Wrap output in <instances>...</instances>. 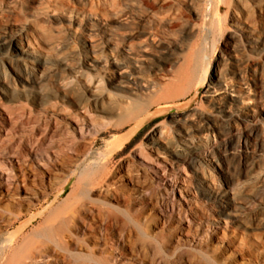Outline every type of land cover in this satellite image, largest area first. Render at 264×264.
Wrapping results in <instances>:
<instances>
[{"label":"bare ground","instance_id":"bare-ground-1","mask_svg":"<svg viewBox=\"0 0 264 264\" xmlns=\"http://www.w3.org/2000/svg\"><path fill=\"white\" fill-rule=\"evenodd\" d=\"M181 1L191 11L193 19L202 24L204 36L201 45L193 40L196 36L195 24L188 27V42L181 44L164 27L153 30L140 22V19L138 24L143 26L142 32L125 33L106 24L82 25L79 18L72 17L69 12L46 6L39 8V18L45 26L29 21L20 25L14 34L0 35V97L5 101L0 104V110L5 112L9 120H14L27 115V110L29 116L30 112L43 115L58 103H62V107L68 104L72 108L69 117L81 139L94 138L115 117L120 119L118 128L133 121L134 125L127 132L119 138L113 136L106 143V147L109 146V156L114 157L149 122L152 112L148 115L144 112L148 106L188 94L190 87L199 90L207 106L215 115L226 118V123L218 125L216 118L203 114L201 110L172 114L169 116L170 129L160 125L153 128L145 138L148 152L140 145L136 149L137 156L141 158V163H145L143 167L154 176L157 187L165 185L159 172H172L168 176L174 179L176 172L187 168L199 199L204 203L215 202L213 211L217 218L221 221L235 219L244 228L252 230L249 223H242L238 219L246 210L255 207L258 200L252 194H247L246 198L236 195L243 188L242 175H233L227 168L220 167L211 147L216 139L220 141L219 144H223L225 138L238 127L237 121L245 123L246 119L252 120L255 109L262 110L264 116V78L254 71H250L246 77L239 70V65L232 64L220 55L219 63L223 62L222 65L226 66L224 72L219 64L210 67V54L215 46L209 49L208 37L219 31L221 10L227 3H231L242 12L241 15L234 13L229 20L236 32L234 36L243 35L246 48L264 56V47L260 44L256 30L245 18L252 12L247 1L254 0ZM258 12L261 14L259 17L264 19V10L259 8ZM149 19L153 18L150 16ZM209 39L212 42L213 39ZM230 51L229 59H235L237 53L233 49ZM166 68L170 72L168 76L164 74ZM73 85L77 87L73 88V92L69 91L68 88ZM1 120H4L2 113ZM167 132L174 138H168ZM78 140V137L68 140L66 150L72 153L73 144ZM220 147L215 148L219 153ZM41 158L47 160L53 169L46 170L45 173L27 174L32 187L23 190L25 197L18 199V202L12 201L13 185L7 181L1 187L8 201L4 206L8 208V203L11 202L19 209H30L34 202H39L56 187L72 185L73 188H70L64 201L51 207L45 214L50 228L45 237L47 242L58 246L57 248L62 247L65 235L71 240L69 230L76 223H81V231H103L102 213H94L87 207V203L91 201L92 185L98 186L101 183L96 179V172L101 163H105L102 161L104 157L97 154L92 157L90 150H84L68 162L63 157H52L48 153H43ZM209 169L217 172L223 183L212 176ZM182 181L186 183L185 179ZM85 215L89 216V221L84 219ZM178 218L186 222L193 221L186 209ZM9 219L10 215H0V226ZM22 229L23 227L18 229L17 236ZM98 236H93L94 245L101 239ZM218 240L228 244L231 251L237 250L232 242L224 238ZM124 241L126 240L122 236H118L111 246L131 262L141 258L136 255L137 246L143 256H146V249L152 242H140L133 247ZM10 243L11 241L1 240L0 232V251L9 247ZM191 243L188 239L179 238L174 248L183 254V251L191 250ZM185 244L189 247L185 248ZM262 247L263 244L258 242L254 254H261ZM86 257L91 255L87 253ZM252 257L253 253L240 254V259L246 262H250ZM113 258L112 262L120 260V257ZM143 258L140 261L145 260ZM140 261L138 264H141Z\"/></svg>","mask_w":264,"mask_h":264},{"label":"rangeland","instance_id":"rangeland-1","mask_svg":"<svg viewBox=\"0 0 264 264\" xmlns=\"http://www.w3.org/2000/svg\"><path fill=\"white\" fill-rule=\"evenodd\" d=\"M247 3L252 12L245 18L253 25L260 44L262 43L261 46L264 47V19L259 17L261 14L258 12L259 8L264 10V0L247 1ZM44 6L69 12L72 17H78L82 25L106 24L125 33L142 32L143 26L138 24L140 19V22L153 30L164 27L181 44L188 42L187 30L192 24H195L194 42L201 45L204 36L201 22L193 19L191 11L181 0H0V35L14 34L20 25L29 21L45 26L39 18L40 9ZM234 13L241 15L242 12L231 3L223 6L219 19L220 29L212 36L213 38L208 37L209 49L215 46L212 55L210 54V67L219 64L224 72L226 66L222 65L223 62L219 63L220 55L232 64L239 65V70L246 77L250 71H254L263 79L264 56L250 52L246 48L243 35L234 36L236 32L229 21ZM150 16L153 19H149ZM209 38L216 40L211 42ZM231 49L237 53L235 59H229ZM164 74L166 76L170 74L167 68ZM75 85L68 90L73 92V88L77 87ZM3 102L5 101L0 97V104ZM62 105L58 103L43 115L30 112L31 116H29L27 110V115L14 120H9L5 112L0 110L4 117V120L0 121V215L11 216V219L5 220L6 224L0 226L1 240L11 241V245L5 248V251H0L2 264H8L10 261V264L29 262V264L33 262L34 264H106L107 261L108 264H138L142 257L145 260L140 261L141 264H264V247L260 248L261 254H254L258 242L264 246L262 110L255 109L252 114L254 120L246 119L245 123L237 121L238 127L225 138V142L219 144L220 141L216 139V143L211 147L220 167L227 168L233 175H242L243 188L236 195L246 198L247 194H252L258 200L255 207L246 210L238 219L242 223H249L252 228L250 230L244 228L235 219L221 221L217 218L213 211L215 202L204 203L199 199L187 168L176 172L174 179L168 176L173 174L172 172L168 174L159 172L165 185L157 187L154 176L143 167L145 163H141V158L137 156L136 149L140 145L148 152L145 148V138L153 128L160 125L170 129L169 116L172 114L201 110L203 114L216 118L218 125L226 123V118L215 115L207 106L199 90L190 87L188 94L148 106L144 112L147 115L152 112L149 122L138 130L130 142L114 157L109 156V146L106 147V143L113 136L116 138L122 136L134 125V122H126L118 128L120 119L115 117L94 138L81 139L78 129L69 117L72 108L68 104H65V107ZM73 137H78L79 140L73 144L75 150L71 153L66 149L69 146L68 140L71 141ZM167 137L174 138L170 132H167ZM218 146H221L220 153L215 149ZM84 150H90L92 157L96 154L104 157L102 161L105 163H101L96 172V179L101 183L98 186L92 185L91 201L87 203V207L94 213H102L103 231L100 230L98 233L81 231V223H76L75 227L69 230L71 240L65 235L62 247L57 248L58 246L55 247L45 238L50 229L45 214L51 207L54 208L59 202L62 203L73 186L69 185L63 196L61 191L67 185L56 187L39 202H34L30 209H19L11 202L8 203V208L4 206L8 201L1 187L9 181L13 185L11 199L18 202V199L25 197L23 190L32 187L27 174L45 173L46 170L53 169L47 160L41 158L43 153H48L52 157L53 155L63 157L68 162L70 158H75ZM166 166L170 169L167 164ZM209 172L223 183L217 172L211 169ZM184 179L186 183L182 181ZM184 209L188 211L192 222L178 218ZM83 217L89 221V216ZM21 227H23L22 232L17 236L16 232ZM93 236L101 238L96 245L93 243ZM118 236H122L126 240L124 242L133 247L140 242L145 243L149 240L152 242L146 249V256H143L137 246L136 255L141 258L131 262L112 248L111 244ZM179 238L190 240L191 250L183 251V254H180L181 251H176L174 246ZM218 238L232 242L237 250L231 251L227 247L228 244L220 243ZM186 245L185 248L189 247ZM87 253L91 257H86ZM241 253H253L254 257L250 262H246L240 259ZM113 257H120V260L112 262Z\"/></svg>","mask_w":264,"mask_h":264},{"label":"water","instance_id":"water-1","mask_svg":"<svg viewBox=\"0 0 264 264\" xmlns=\"http://www.w3.org/2000/svg\"><path fill=\"white\" fill-rule=\"evenodd\" d=\"M68 188H69V185H67V186H65L63 189H62V191H61V196H63L65 193H66V191L68 190ZM37 213V212H36ZM29 226H27V228H28Z\"/></svg>","mask_w":264,"mask_h":264}]
</instances>
